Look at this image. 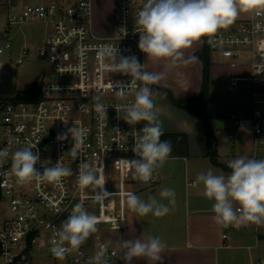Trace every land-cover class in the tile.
Instances as JSON below:
<instances>
[{
    "label": "built area",
    "instance_id": "built-area-1",
    "mask_svg": "<svg viewBox=\"0 0 264 264\" xmlns=\"http://www.w3.org/2000/svg\"><path fill=\"white\" fill-rule=\"evenodd\" d=\"M145 3L146 0H114V30L105 36L93 32L94 0H40L7 13L0 32V54L11 55L16 34L13 29L38 24L46 27L47 33L35 51L44 62L43 78L38 84L40 98L29 102L0 100V149L9 152L7 158L0 160V264H34L35 257L43 253L48 264H87L101 246H106L107 264H114L117 251L109 247L99 232L64 260L56 259L50 248L56 238L55 229L80 202L97 216L98 228L122 226L123 205L119 196L122 197L129 169L117 161L138 159L132 151L136 140L133 129L141 131L146 122L132 126L123 118L127 105L134 102V89L141 82L133 84L131 77L112 72L107 61L98 57V50L111 46L118 49V54L134 55L144 64V53L138 48L140 28L135 21ZM258 12H248L238 27L220 29L210 42L207 37L201 41L232 69L238 66L237 62L249 63L250 74L230 78L228 89L237 90L239 82L252 86L248 117L252 132L250 158L264 159V9ZM19 50L10 61L11 66L19 67L31 56L25 45ZM120 81L129 83L123 95L116 87ZM95 103L108 108L107 119L95 112ZM81 104H86L87 110H80ZM229 120L237 129L244 124V118L236 113H231ZM72 126L87 129L80 158L93 167L103 166L105 188L117 193L103 205L88 198L93 192L91 187L81 189L77 184L75 173L81 159L75 160L69 153L73 146L71 136L64 141L56 139ZM25 146L39 155L35 167L41 173L44 167L60 161L71 167L74 175L63 178L59 184L35 180L17 183L11 172V155ZM182 160L186 164V158ZM157 175L155 172L151 185ZM185 186L196 187V182L186 180Z\"/></svg>",
    "mask_w": 264,
    "mask_h": 264
},
{
    "label": "clouds",
    "instance_id": "clouds-1",
    "mask_svg": "<svg viewBox=\"0 0 264 264\" xmlns=\"http://www.w3.org/2000/svg\"><path fill=\"white\" fill-rule=\"evenodd\" d=\"M264 9V0H146L143 8L137 13L136 25L140 28L138 48L152 60H170L173 64H188L199 59L192 55L185 58V50L190 49L194 42L207 37L210 39L220 30L232 25L239 14ZM257 27H259L257 25ZM98 57L107 61V67L114 73L131 77V83L140 81L138 89H134V102L127 105L124 120L129 125L146 122L141 131L137 132L132 148L138 159H121L117 161L124 167L133 170L134 179L148 182L154 173L163 166L172 152V142L162 140L164 135L161 121L155 111L152 99L153 89L150 85L159 84L165 79L163 73L145 70L136 56H123L118 49L104 46L98 50ZM129 83L117 82L116 87L121 95L127 90ZM55 91L59 89L55 86ZM95 112L107 119V107L101 103L93 105ZM80 110H87L86 104ZM71 136L73 146L69 153L76 159L84 147L87 129L72 126L66 132L57 135V141L67 140ZM227 140V138H225ZM7 149H0V160L7 158ZM40 157L25 146L11 155V172L17 183L23 185L32 182H49L59 184L63 178L74 175L71 167L58 161L54 166L44 167L41 173L35 165ZM230 174H214L212 170L201 172L196 180L203 185V196L213 201L212 212L215 224L223 228L247 226L248 224L264 225V159L239 156L228 161ZM77 184L81 189L91 187L92 194L88 197L101 205L117 193L105 188L103 166L93 167L87 160L81 159L78 172L75 173ZM121 195H124L121 193ZM162 203L155 197L146 202L135 193H127V207L138 216L151 213L155 217H163L175 204V190L163 188L159 192ZM99 220L90 213L83 202L73 206L70 215L55 229L56 238L51 241V254L58 260L78 251L82 244L98 231ZM119 247L124 264H132L134 259H144L147 264H163L161 253L167 244L159 236L146 239L121 240ZM106 246L89 257L87 264H107Z\"/></svg>",
    "mask_w": 264,
    "mask_h": 264
},
{
    "label": "rangeland",
    "instance_id": "rangeland-1",
    "mask_svg": "<svg viewBox=\"0 0 264 264\" xmlns=\"http://www.w3.org/2000/svg\"><path fill=\"white\" fill-rule=\"evenodd\" d=\"M40 0H0V32L3 30L6 23L7 13H15L22 5L33 4ZM114 0H94V9L92 17L93 32L97 36L110 35L114 30ZM248 12L240 13L235 22L229 27H238L244 20ZM16 32L12 46L11 55L4 52L0 54V100H10L17 98L18 95L29 91L35 84H39L43 78L42 68L44 62L37 57L35 51L39 49L46 36L47 30L43 25L31 24L23 27L20 30L13 29ZM25 45L30 49L31 56L26 58L23 65L19 67L11 66L10 61L14 60V55L20 52L19 48ZM204 43L200 40L194 42L190 49L185 50V58L200 52ZM210 62L212 63V74L210 75L209 92L213 96L214 102L210 105V114L212 116L211 127L213 132V145L217 150V159L223 165L228 161L239 156H248L250 158L252 145V132L248 117L251 113V91L252 86L246 82H239L237 90L229 91L228 86L230 77L248 76V62H237L238 66L232 69L227 66L218 54L210 52ZM146 71L153 73H163L165 79L161 80L159 87H164L171 91L176 99H182L198 93L202 72V63L199 59L188 64L177 63L173 64L170 60H152L148 59L145 54ZM240 74V75H241ZM46 79V77H45ZM155 104V111L158 119L162 123L164 133H177V126L182 125L183 129H188L189 125L182 123L179 118V113L176 109H169L167 99L156 92L152 97ZM236 113L244 118V124L240 128H235L229 120V115ZM195 124V128L191 131L194 137H191V149L188 152L185 162L173 156L169 161H166L158 170L164 169L165 165L169 164L170 173L180 174L185 173V165L187 170L198 172H207L209 169L216 173V169L210 163L206 156L207 147L206 139L204 140L203 132L200 123L191 121ZM181 131V130H180ZM206 138V137H205ZM227 138V140H225ZM192 150V151H191ZM181 169V170H180ZM193 179V178H192ZM196 187L190 189L192 192L203 190L202 183H198L194 177ZM189 181H191L189 179ZM153 185H149V188ZM211 202V201H210ZM264 231V225L260 227V232ZM101 236L108 241L109 245L115 249L119 248L117 242V233L108 230H101ZM34 264H48L49 261L43 253L35 257Z\"/></svg>",
    "mask_w": 264,
    "mask_h": 264
},
{
    "label": "crops",
    "instance_id": "crops-1",
    "mask_svg": "<svg viewBox=\"0 0 264 264\" xmlns=\"http://www.w3.org/2000/svg\"><path fill=\"white\" fill-rule=\"evenodd\" d=\"M212 67L211 63L210 75L212 74ZM247 71V75H249V68ZM240 74L238 73V76L232 77H241L243 75ZM150 87L153 89V87L159 86L150 85ZM153 93H155L154 90ZM197 94L194 93L192 96L179 100L195 97ZM170 108L173 107L169 104ZM176 111L179 113L180 121L189 125L190 129L187 127L183 129L182 125H179V127L177 126L179 131L175 130L174 132L187 135L190 151L191 137H194V131H191V129L193 130L196 127L191 121L197 120L188 113L178 109ZM201 129L205 140L206 134L202 126ZM170 159L168 158L167 161ZM220 164L223 165L222 163ZM227 164L224 166L227 167ZM212 166L217 171L214 174L217 175H228L231 172L228 167L229 171L227 172L213 164ZM132 172L133 170L129 169L122 190L124 195L122 197L119 196L123 205L122 226L119 224L109 227L103 226L98 228L97 232L101 230L116 232L117 242L123 239H135L140 236L144 239L149 236H159L167 244V248L161 253L163 264H264V231L260 232L262 225L250 224L239 228L231 226L223 228L215 224L212 218L214 213L211 210L213 201L210 202L203 196V190L192 192L190 189L194 187L186 188L185 186L186 180L190 179L195 182L194 177H197L200 172L189 171L187 170V165H185L183 176L175 173L171 174L169 164H167L161 171H156L158 172L155 179L156 182L150 188V181L143 182L134 179ZM163 188L174 189L176 193V202L174 205H169L172 210L167 215L155 217L149 213L147 216H138L127 207L126 195L129 192L135 193L146 202L149 197H155L158 201L167 204L168 201L166 199L161 200L159 196V192ZM93 234L87 239L88 242L92 241ZM106 242L108 243V241ZM109 247L117 251L114 264H124L121 259L122 251L120 247L118 249L110 245ZM132 264H147V261L134 259Z\"/></svg>",
    "mask_w": 264,
    "mask_h": 264
},
{
    "label": "trees",
    "instance_id": "trees-1",
    "mask_svg": "<svg viewBox=\"0 0 264 264\" xmlns=\"http://www.w3.org/2000/svg\"><path fill=\"white\" fill-rule=\"evenodd\" d=\"M196 57L202 63L201 82L197 96L187 98L184 100L176 99L173 94L164 88L153 87V90L158 94L163 95L169 104L180 111L188 113L192 118L197 120L206 134V156L210 162L224 171H229L227 167L221 165L217 161V150L213 145V132L211 127L212 116L210 114V105L214 102L213 96L209 92L210 84V49L207 44L204 43L200 52L196 53ZM40 98L38 85L35 84L29 91L24 92L14 98L19 101H35ZM162 140H170L172 142V152L169 156H177L180 158H186L189 152L188 137L184 133H164L161 137Z\"/></svg>",
    "mask_w": 264,
    "mask_h": 264
}]
</instances>
